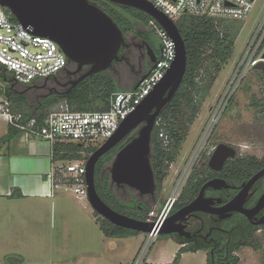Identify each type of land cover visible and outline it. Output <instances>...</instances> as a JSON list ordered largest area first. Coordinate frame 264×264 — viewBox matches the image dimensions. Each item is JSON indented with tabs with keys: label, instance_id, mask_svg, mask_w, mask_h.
I'll return each mask as SVG.
<instances>
[{
	"label": "rangeland",
	"instance_id": "obj_1",
	"mask_svg": "<svg viewBox=\"0 0 264 264\" xmlns=\"http://www.w3.org/2000/svg\"><path fill=\"white\" fill-rule=\"evenodd\" d=\"M263 15L264 0H255L247 17L223 19L235 36L232 57L216 76L199 106L177 159L170 166L163 181L160 194L153 195V199L148 196L139 197L126 188L117 189L110 181L119 199L127 201L130 196H136L138 201L150 207L146 221L154 222L167 203L179 198L190 171L208 157L215 145L223 143L231 146L240 157L261 158L264 155V71H249L241 83L226 94L235 72V64L245 51L250 36L257 29ZM113 20L120 29L131 26L128 22L124 23L116 18ZM137 30L138 27L132 23V29L128 31ZM149 37L147 42L153 46L158 56L159 40L154 34ZM134 54L128 67L124 64L119 66L117 81L119 88L124 91L131 90L134 80L145 73L142 67L152 65L146 55V47ZM6 77L11 75L6 74ZM198 81L199 88H203L209 84V74H201ZM42 84L43 82H39L34 86L40 87ZM53 86V83L48 84V87ZM9 88V84L0 76V101L5 100ZM200 95L198 94L197 99ZM256 101L258 105L254 106ZM218 107V113L214 115ZM96 108L98 107H94ZM136 135L137 130L128 139H133ZM79 152L87 151L80 149ZM56 192L61 197L53 205L42 208L39 213L29 208L19 207L10 211L1 208L0 264L173 263L179 245L171 236L157 235L141 254L146 234H132L127 238H104L97 222L103 218L93 211L87 198L78 201L70 187L64 185H60ZM238 255L240 264H261L264 262V241H261V249L258 251L243 248ZM206 257L204 251L188 253L180 257L177 264H207Z\"/></svg>",
	"mask_w": 264,
	"mask_h": 264
},
{
	"label": "water",
	"instance_id": "obj_2",
	"mask_svg": "<svg viewBox=\"0 0 264 264\" xmlns=\"http://www.w3.org/2000/svg\"><path fill=\"white\" fill-rule=\"evenodd\" d=\"M115 4L132 7L154 20L169 35L175 46V59L163 79L155 86L144 101L119 126L117 132L97 148L86 161L87 200L93 211L114 226L142 234L181 235L176 222L179 217L195 211L211 213L208 207L211 199L203 197L206 188L221 189L226 184L214 179L205 183L200 194L187 206L169 216L163 222L142 221L120 214L107 206L95 189V166L97 161L131 132L137 135L125 144L115 155L110 166V181L116 187L127 186L140 196L157 194L154 173L151 167V135L160 112L170 103L183 80L186 66L184 41L176 24L146 0H107ZM0 5L9 11L16 22L34 36L52 40L64 53L68 63L76 66L78 73L84 66L89 70L77 80L71 82L73 89L86 77L108 70L113 62L121 60L119 51L126 46L123 34L113 19L98 6L88 0H0ZM147 57L156 65V56L147 42H144ZM254 70L264 71V63ZM145 75L143 76V78ZM138 81L134 88L140 85ZM66 85H64L65 87ZM67 91V92H68ZM52 91H50L51 93ZM57 93V90H54ZM236 152L225 144H219L211 155L208 167L213 171L221 170L228 158H234ZM264 175V169L257 173L247 184H243L239 193L218 213L239 212L246 216L243 204L252 185ZM264 195L255 209L263 205ZM178 225V224H177Z\"/></svg>",
	"mask_w": 264,
	"mask_h": 264
},
{
	"label": "trees",
	"instance_id": "obj_3",
	"mask_svg": "<svg viewBox=\"0 0 264 264\" xmlns=\"http://www.w3.org/2000/svg\"><path fill=\"white\" fill-rule=\"evenodd\" d=\"M94 5L98 6L112 19L116 18L119 20V18L111 13L110 9H107L104 5ZM5 12L10 21L16 23V19L9 11L5 9ZM139 14L145 18V24L151 20L146 14ZM127 22L131 24L130 29H132L133 22L131 20ZM175 24L185 44L187 66L181 85L170 103L160 112L156 119V121H159V125L154 126L151 135V167L154 173L157 195L162 191V184L167 176L169 168L176 161L180 149L188 136L190 127L198 113L199 106L205 99L216 76L232 57L235 42L234 33L224 24L223 19L183 15ZM147 43L156 56L153 46L149 42ZM151 66L147 68L146 73L150 70ZM203 73L209 74L210 81L209 84L204 85L203 88H199V76ZM6 74L10 73L3 67H0V76H2L10 86L6 93L5 100L9 102L11 111L13 113L22 114L25 119L35 118L40 125L43 123V120L50 110L61 102H66L71 111H105L108 109L110 96L114 93L121 92V89L113 78L103 72L86 77L66 93L59 91L55 87L59 79H65V75H62V73L53 79L44 81L40 87L19 85L14 81L11 74V77H6ZM49 83H53L54 86L48 87ZM54 90H57V93H54ZM50 91L52 92L50 93ZM198 94L201 95L200 98L197 99ZM257 105L258 103L256 101L254 106ZM96 106L98 108L94 109ZM161 131L167 137L168 143L166 145H164L163 139L159 137ZM19 134V131L9 127L8 133L0 139V151L3 146ZM130 134L97 161L94 177L95 189L100 199L114 211L134 219L146 221L150 212V207L136 200L134 196H130L129 201L119 199L110 186L107 173L115 154L127 141L132 139H128ZM80 149L82 148L78 144L57 143L52 149V160L55 164L81 159L87 160L89 156L84 157L79 154ZM95 150L96 149H93L90 155ZM256 163V160L250 159L251 168L255 166ZM215 175L227 177V181H229L227 183L235 185L240 184L241 181L246 180V158H236L233 161H229L220 174L212 173L204 165L201 171L197 170V167H194L190 171L178 200L181 202L184 201V203L188 202L192 196L198 192L199 187L206 179ZM205 176H207V178H205ZM150 198L153 199V197ZM177 204L178 203L174 201L170 212L179 205ZM97 222L105 238H127L132 234H138L135 231L114 226L105 219H100ZM236 237L233 250H238L240 247H249L258 251L261 248L258 240L249 237L246 238V235L242 236V234H237ZM176 242L179 244L178 241ZM197 250L200 249L180 247L172 264H177L179 262L181 254L186 252L195 253ZM206 261L207 264H212L209 259ZM228 264H240L239 258L231 257Z\"/></svg>",
	"mask_w": 264,
	"mask_h": 264
},
{
	"label": "built area",
	"instance_id": "obj_4",
	"mask_svg": "<svg viewBox=\"0 0 264 264\" xmlns=\"http://www.w3.org/2000/svg\"><path fill=\"white\" fill-rule=\"evenodd\" d=\"M161 11L172 22L183 15L206 16L216 19H243L253 8L255 0H146ZM160 43L159 55L155 66L141 76L140 85L129 91H121L110 96L108 109L105 111H71L66 102H61L46 115L40 125L35 118L25 119L22 114L13 113L7 100L0 101V118L8 126L19 131L26 139H39L46 142L51 150L57 143L78 144L90 156L93 149L99 148L113 137L120 124L144 101L155 86L163 79L175 59V46L169 35L154 20L147 23ZM257 29L251 34L245 51L235 64L227 93L232 91L244 79L245 75L264 63V15L258 22ZM68 66V59L52 40L34 36L20 24L10 21L5 8L0 5V67L22 86L35 85L57 77ZM231 91V92H232ZM225 94V95H226ZM217 108L214 115L218 113ZM159 125V121L155 122ZM159 137L164 145L168 143L161 131ZM87 160L61 162L52 165L48 176L50 187L64 185L70 187L77 199L87 198L85 179ZM172 200L162 209L155 223L165 220L170 212ZM156 234H146L143 251L149 247ZM137 264V263H136Z\"/></svg>",
	"mask_w": 264,
	"mask_h": 264
},
{
	"label": "flooded vegetation",
	"instance_id": "obj_5",
	"mask_svg": "<svg viewBox=\"0 0 264 264\" xmlns=\"http://www.w3.org/2000/svg\"><path fill=\"white\" fill-rule=\"evenodd\" d=\"M89 1L94 4L104 5L107 9H110L111 13L116 15L119 18V20H122V22L125 23L131 20L134 23V25L138 27L139 31L137 30V32L128 31L130 29V26H126L125 28H123L124 30L121 29L126 43V46L122 47L119 51V57L121 58V60L118 62H113L112 66L108 70L103 72L106 75L113 78V80L118 85L117 79L120 74L119 66H122L124 64L125 66L128 67V65L131 64L130 59L134 58L135 51L140 52L141 50H143L145 47L144 42H147V38H150L149 36H152L153 33H151L148 30L145 24V18L143 16H140L139 13H142L141 11L134 9L132 7L115 4L107 0H89ZM149 66L151 65H148L147 67L146 66L142 67L141 68L142 71L143 72L145 71L146 73L147 68ZM75 70H76V66L72 63H68L67 68L62 73V75H65V79H61V80L59 79V81L57 82L56 88L59 91L66 93L71 87V82L77 80L80 76L86 73L89 70V66H84L81 69V71H79L78 73H74ZM139 78L140 77L134 80L133 88L136 86ZM64 85L66 86L64 87ZM219 144H223V143H219ZM219 144L215 145L212 148V150L208 153V157H205L203 161L199 162V165L197 166V170L201 171V168L204 165L212 173L220 174L223 172L224 167L229 161H233L236 158L237 159L246 158V180H243L241 181L240 184L235 185V184L227 183L229 182L227 181V177L215 175L213 177L207 178V176H205V178L207 179L199 187L198 192L194 194L192 198L186 203H184V201L181 202L180 200L176 199L175 201L179 205L177 204L178 206L175 209H173L171 212H169V214L165 219H167L169 216L175 214L180 209L190 204L200 194V191L205 183L214 179L223 180L226 184L225 188H221L218 190L213 188H206L203 191V197L212 200V204L208 207V209H210L212 212L207 213L203 211H195L185 216L179 217L175 227L179 229L181 235L172 234L170 236L175 240V242L176 241L179 242L180 247L199 248L200 250H197V252L204 251L207 256L206 260L209 259L212 262V264H228L231 260V257L239 258L238 252L240 251V249L243 248L252 249L249 247H240L238 250H233V246L236 243L235 238H237L236 237L237 234L240 235L242 234V236L246 235V238L249 237L251 239L253 238L254 240H258L260 242V245H261V241H264V200L261 208L255 209L256 205L259 203L260 199L264 195V175L261 176L252 185L246 196V201L243 204V209L246 210V216L239 212L218 213V210L221 207L228 204L239 193L243 184L245 183L247 184L257 173H259L264 169V155L261 158H256L253 156L240 157V155L233 147L227 145L228 147L235 150L236 152L235 157L228 158L225 161L224 165L222 166L221 170L213 171L208 167V162L211 155L213 154V152L215 151L216 147ZM250 159H254L257 161L255 166H253L252 168L250 165ZM109 171L107 173L110 180ZM116 188L117 189L126 188L129 191H132L133 194L135 193L136 195H138L139 197H147V196H140L137 192L130 190L125 185H121ZM134 197L136 200H138L136 196ZM148 197L150 198L153 196H148ZM261 264H264V262H262Z\"/></svg>",
	"mask_w": 264,
	"mask_h": 264
},
{
	"label": "crops",
	"instance_id": "obj_6",
	"mask_svg": "<svg viewBox=\"0 0 264 264\" xmlns=\"http://www.w3.org/2000/svg\"><path fill=\"white\" fill-rule=\"evenodd\" d=\"M8 130L7 122L0 118V139ZM52 165L55 163L50 147L42 140H26L19 134L3 146L0 151V210L20 207L39 213L42 208L53 205L61 196L56 192L60 185L51 188L48 182ZM188 253L191 252L181 254V258Z\"/></svg>",
	"mask_w": 264,
	"mask_h": 264
}]
</instances>
